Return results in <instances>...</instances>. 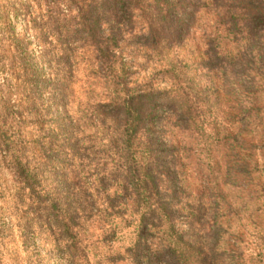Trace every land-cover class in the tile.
I'll return each mask as SVG.
<instances>
[{"label": "trees", "instance_id": "obj_1", "mask_svg": "<svg viewBox=\"0 0 264 264\" xmlns=\"http://www.w3.org/2000/svg\"><path fill=\"white\" fill-rule=\"evenodd\" d=\"M198 13L214 20L193 68L215 82L196 89L179 56ZM127 46L168 88L130 86ZM184 132L205 150L207 204L186 185ZM240 185L248 243L226 236L239 210L224 189ZM262 218L264 0H0V264H30L40 236L69 264H218L230 237L264 264ZM193 223L207 247L186 239Z\"/></svg>", "mask_w": 264, "mask_h": 264}, {"label": "rangeland", "instance_id": "obj_2", "mask_svg": "<svg viewBox=\"0 0 264 264\" xmlns=\"http://www.w3.org/2000/svg\"><path fill=\"white\" fill-rule=\"evenodd\" d=\"M214 20V15L213 14H200L196 15V22H195V27L190 31L189 36L187 37L185 41V46L183 49L180 51V58L184 57V60L187 61V64L189 65V70H187V77L193 78V84L195 85L196 89L201 88L202 86H206L209 88L210 86H213L214 84V79L212 78L211 75L209 74H204L197 68H193V66L197 62V53L200 50V45L202 44V37H201V32L202 28H200L201 25L205 26H210L212 21ZM24 30V25L21 21H18L15 23V31L17 33H23ZM30 41L32 42L31 49L34 52V54L38 53V47L35 46L33 43V40L30 38ZM131 50L130 46H127L123 49L125 56V60H128L131 62V67L130 71L132 72L131 76L129 77L130 81V86H133L132 83L137 80H145L149 81L151 84L152 88L156 89H166L168 88V84L165 81V76L161 73L158 72V69H151V65H148V63H144L143 60L141 59V54L140 53H133L129 54ZM127 54L130 55V58L127 57ZM128 55V56H129ZM134 58V59H131ZM170 57V55H169ZM84 75V74H83ZM210 93V90H209ZM211 100L213 99V96L210 97ZM211 102V101H209ZM216 104H219V101L217 100ZM229 104L227 102L224 103V106H228ZM163 108V106L161 107ZM165 108V107H164ZM166 111V110H165ZM167 116H169L168 119V125H174L177 124L179 121V118L175 117L174 115H171L168 111L164 112ZM149 126L151 130H154V127L152 125V122H149ZM170 129V128H169ZM171 130V129H170ZM177 139L179 142H181V155L185 159H183V163L186 164L185 167V181L186 185H188V190L191 193V197L193 200L195 198H199V201H201L204 204H207L209 200L204 199L201 196L206 195V193L201 192L200 188L204 181V178L207 174L206 172V160L202 159L204 158L205 150L201 149L199 153L197 152L195 154V150L193 147V144L191 143L192 138L189 137L187 132L181 133L177 135ZM228 144H231V141L227 142ZM224 149L221 151L218 150L213 153V157L217 158L218 160V167L214 168V175L216 176V179L219 180L221 177V174L224 170ZM217 170V172H215ZM213 181V180H212ZM244 183V181H243ZM202 184V185H201ZM211 184V183H210ZM249 191L248 188H243V185H240V187H234L232 188L231 186H228L227 188L224 189V193L226 194V200L228 202V205L230 208L237 209L238 208V222H233V218L229 220L230 227L226 230V236L227 234H233L236 232L237 234L239 233L243 237V242L248 243L247 240V235L251 232V227H249V221L247 218V211L249 208V205L247 203L248 199V194L247 192ZM196 203V202H195ZM207 214V213H206ZM180 215V214H179ZM264 221V218H262ZM198 224L200 223H193L191 224V228L186 229L183 225H180V228L183 230H186L187 232V237L191 242V246H198L199 244L202 246H208V240L206 239V235L209 234V232L206 234L205 230H199L198 229ZM240 225V226H239ZM96 226L94 227L93 225L89 227L88 233L91 232L92 230L95 231ZM206 234V235H205ZM41 238L43 236H40V238L35 239V245L37 246V252L38 256L35 259L34 256L31 258V263L30 264H69V259L65 254L62 253H56L55 250H52L53 242L51 238H48L46 242H44ZM226 238V237H225ZM229 238V237H228ZM228 246H221L220 244L218 245L216 252L220 253L221 248L225 249L224 253H221V258L218 262V264H229L230 258L228 257V251L233 250L234 253L231 256H235L236 254H239V258H235L234 260H237L240 262L239 264H245L246 262V248L247 246L242 243L237 250L235 249V243L233 242V239L230 237L228 240ZM231 245V246H230ZM37 262V263H36ZM264 262V259H263ZM262 262V263H263ZM106 264V263H102ZM111 264V263H109ZM112 264H125L124 262L117 261ZM156 264H162V258H159L157 260ZM202 264H208L206 261Z\"/></svg>", "mask_w": 264, "mask_h": 264}]
</instances>
